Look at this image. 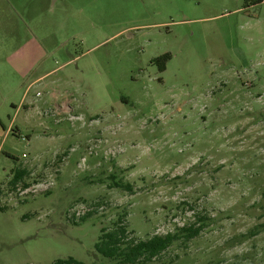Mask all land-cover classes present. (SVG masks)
Instances as JSON below:
<instances>
[{"label":"rangeland","instance_id":"374dc122","mask_svg":"<svg viewBox=\"0 0 264 264\" xmlns=\"http://www.w3.org/2000/svg\"><path fill=\"white\" fill-rule=\"evenodd\" d=\"M1 120L0 264H264V2L0 0Z\"/></svg>","mask_w":264,"mask_h":264},{"label":"trees","instance_id":"16d2710c","mask_svg":"<svg viewBox=\"0 0 264 264\" xmlns=\"http://www.w3.org/2000/svg\"><path fill=\"white\" fill-rule=\"evenodd\" d=\"M264 0H248L250 6H256L263 3ZM168 54L155 60L164 71L166 66L164 62L168 60ZM162 64V65H161ZM117 187H121L116 183ZM128 191L131 186H126ZM85 218H83V221ZM203 230L202 226L191 224L189 227L178 229L176 233H169L165 236L155 235L146 240H132L128 237V230L120 218L112 230L103 228L98 242L95 244L94 252L109 260V264H147L153 260L159 259L162 255L178 240L183 238L186 242L198 237ZM54 264H85L74 258L59 259Z\"/></svg>","mask_w":264,"mask_h":264},{"label":"crops","instance_id":"0c3cea01","mask_svg":"<svg viewBox=\"0 0 264 264\" xmlns=\"http://www.w3.org/2000/svg\"><path fill=\"white\" fill-rule=\"evenodd\" d=\"M0 123L2 124V120L0 121ZM4 126V125H3ZM5 128V126H4ZM6 130V129H5ZM9 132V129H7V132L5 133V136L7 135V133Z\"/></svg>","mask_w":264,"mask_h":264}]
</instances>
